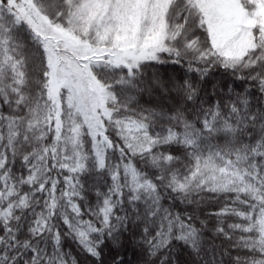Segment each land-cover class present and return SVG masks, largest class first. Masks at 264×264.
Listing matches in <instances>:
<instances>
[{
  "label": "snow or ice",
  "instance_id": "1",
  "mask_svg": "<svg viewBox=\"0 0 264 264\" xmlns=\"http://www.w3.org/2000/svg\"><path fill=\"white\" fill-rule=\"evenodd\" d=\"M0 264H264V0H0Z\"/></svg>",
  "mask_w": 264,
  "mask_h": 264
}]
</instances>
